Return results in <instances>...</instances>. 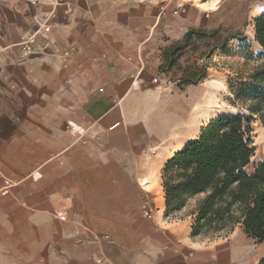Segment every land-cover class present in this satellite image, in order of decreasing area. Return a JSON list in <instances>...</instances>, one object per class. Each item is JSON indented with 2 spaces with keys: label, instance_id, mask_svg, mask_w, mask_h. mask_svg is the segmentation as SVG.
Returning a JSON list of instances; mask_svg holds the SVG:
<instances>
[{
  "label": "crops",
  "instance_id": "crops-1",
  "mask_svg": "<svg viewBox=\"0 0 264 264\" xmlns=\"http://www.w3.org/2000/svg\"><path fill=\"white\" fill-rule=\"evenodd\" d=\"M188 2L0 0V264L260 263L164 217L206 116L183 67L210 15Z\"/></svg>",
  "mask_w": 264,
  "mask_h": 264
},
{
  "label": "trees",
  "instance_id": "trees-1",
  "mask_svg": "<svg viewBox=\"0 0 264 264\" xmlns=\"http://www.w3.org/2000/svg\"><path fill=\"white\" fill-rule=\"evenodd\" d=\"M255 39L264 50V13L255 19ZM234 95L249 103L250 116L226 115L209 121L198 138L165 165L164 217H192L195 239L227 237L241 226L248 236L263 242L264 159L251 173L247 167L255 153L251 120L257 116L264 125V68L240 82Z\"/></svg>",
  "mask_w": 264,
  "mask_h": 264
},
{
  "label": "rangeland",
  "instance_id": "rangeland-1",
  "mask_svg": "<svg viewBox=\"0 0 264 264\" xmlns=\"http://www.w3.org/2000/svg\"><path fill=\"white\" fill-rule=\"evenodd\" d=\"M188 1L190 8L205 12L207 17L210 15L207 18L210 20V25L205 30L204 42L202 41L198 47L197 44L193 45L191 54L186 59L189 64L183 67L187 70L185 72H189L186 76L190 85L198 86L206 83V90L198 91L207 92V95L208 91L210 94L215 91L217 96V101L210 103V108L215 109L206 111L205 119L202 121L203 126L209 120L220 116L239 114L250 116L249 103L245 99L238 100L234 92L240 82L249 81L254 71L264 68V50L255 39V19L264 13V2L251 4L239 18L232 16L236 0H218L219 5L216 9L206 8L203 3H197V0ZM198 50L200 51L199 62H197V56L193 54V52L197 54ZM203 126L199 129V135ZM250 128L255 147L254 157L247 168V171L251 173L256 164L264 159V125L259 117L254 116ZM197 132L194 130L191 138ZM145 214L147 215L146 212ZM185 214L186 211L183 212V215ZM235 234L241 236L249 248L255 249L259 253L258 257L261 255L264 258V241L258 242L248 236L241 226L227 237H202L198 238V241L207 248L221 247V245L229 244Z\"/></svg>",
  "mask_w": 264,
  "mask_h": 264
},
{
  "label": "bare ground",
  "instance_id": "bare-ground-1",
  "mask_svg": "<svg viewBox=\"0 0 264 264\" xmlns=\"http://www.w3.org/2000/svg\"><path fill=\"white\" fill-rule=\"evenodd\" d=\"M261 2H264V0H236V4L234 5V7L232 9V16L241 18L243 16V13L248 9V7L251 4L256 5V4L261 3ZM197 3H199V4L203 3L206 8L211 7V9H216L217 6L219 5L218 0H197ZM196 92H198V91H196ZM203 95H205V98H206V102L204 103L205 112L206 111L208 112V111L213 109V107H212V109L210 108L211 107L210 103L217 101V96L213 92H211V94H210L209 91H208V95H207V92L204 94L198 92V93H193L191 95V99H193V102H194V100L200 101L203 98ZM199 105H201V104L199 103ZM143 184H146V181H144Z\"/></svg>",
  "mask_w": 264,
  "mask_h": 264
},
{
  "label": "built area",
  "instance_id": "built-area-1",
  "mask_svg": "<svg viewBox=\"0 0 264 264\" xmlns=\"http://www.w3.org/2000/svg\"><path fill=\"white\" fill-rule=\"evenodd\" d=\"M49 29H50V28H49L48 26H46V27L44 28L45 32H48ZM34 43H35V38H34V36H33V37H30L29 39H27V40H25V41L23 42L24 45H28V46H30V45H32V44H34Z\"/></svg>",
  "mask_w": 264,
  "mask_h": 264
}]
</instances>
